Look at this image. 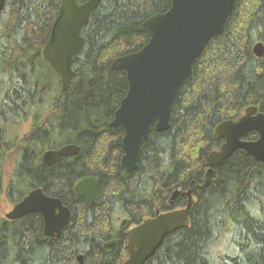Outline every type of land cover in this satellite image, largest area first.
Segmentation results:
<instances>
[{
    "label": "trees",
    "instance_id": "1",
    "mask_svg": "<svg viewBox=\"0 0 264 264\" xmlns=\"http://www.w3.org/2000/svg\"><path fill=\"white\" fill-rule=\"evenodd\" d=\"M83 3L86 0H77ZM172 0H102L83 27L65 92L60 75L43 60L61 0H6L0 13V198L12 204L41 187L60 197L72 216L60 237L44 234L41 214L0 217V264H122L127 230L156 210L184 207L191 190V224L168 234L147 264H264V161L238 149L203 185L208 154L224 142L217 125L237 120L249 106L264 111V0H236L224 32L209 40L172 106L171 127L154 126L133 172L121 165L122 127H109L128 91L125 70L112 62L140 50L150 38L145 21ZM54 75L56 79L54 78ZM27 123L29 130L23 133ZM255 131L246 134L255 140ZM75 144L80 151L53 165L43 153ZM14 163L5 184L6 164ZM96 176L89 206L73 188ZM179 189L172 205L169 199ZM120 244L106 252V242Z\"/></svg>",
    "mask_w": 264,
    "mask_h": 264
},
{
    "label": "water",
    "instance_id": "2",
    "mask_svg": "<svg viewBox=\"0 0 264 264\" xmlns=\"http://www.w3.org/2000/svg\"><path fill=\"white\" fill-rule=\"evenodd\" d=\"M6 0H0V13ZM102 0H61L58 15L51 34L42 49L43 60L61 78V91L68 90L75 71V55L86 43L82 35L83 27ZM236 0H172L167 11L157 13L145 21L150 31L149 41L138 51L116 58L112 69H123L127 74L128 91L121 100L109 127H122L125 135L122 140L124 153L122 167L136 170L143 154V144L149 139L152 126L157 131L171 127L172 106L184 82L193 74V65L201 55L206 43L224 32ZM254 53L264 56V44L257 43ZM255 131V140L245 138ZM217 137L224 140L218 149L212 150L206 159L207 171L200 190L217 176L215 167L231 157L238 149L245 150L256 161H264V111L258 106H249L237 120L220 122L216 129ZM80 146L65 144L43 153V161L53 165L60 157L73 156ZM99 178L87 176L80 179L73 192L85 198L92 206L96 201ZM180 193L176 189L169 204H173ZM184 207L167 211H156V216L145 217L142 222L129 228L127 249L129 257L122 264H147L162 245L165 237L191 224L190 208L196 204L191 190ZM39 213L44 220V234L60 237L62 230L71 220V210L57 196L48 195L41 187L31 190L21 201L5 214L9 220H17L28 214ZM120 244L115 238L105 243L106 252L114 251ZM77 261L84 264V255Z\"/></svg>",
    "mask_w": 264,
    "mask_h": 264
},
{
    "label": "rangeland",
    "instance_id": "3",
    "mask_svg": "<svg viewBox=\"0 0 264 264\" xmlns=\"http://www.w3.org/2000/svg\"><path fill=\"white\" fill-rule=\"evenodd\" d=\"M54 78L56 79L55 75ZM29 126L27 123H25L22 127L23 133L28 132ZM14 163L11 157H9L7 164H6V175H5V184L7 185L8 180L11 177V174L13 172ZM14 204L10 202L7 195L4 193L2 197L0 198V217H5V214L9 212L13 208Z\"/></svg>",
    "mask_w": 264,
    "mask_h": 264
}]
</instances>
